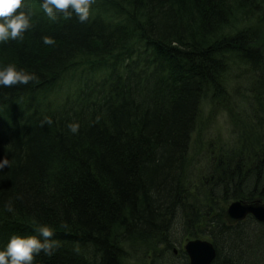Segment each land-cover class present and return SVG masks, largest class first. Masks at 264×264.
Returning a JSON list of instances; mask_svg holds the SVG:
<instances>
[{
    "label": "trees",
    "instance_id": "1",
    "mask_svg": "<svg viewBox=\"0 0 264 264\" xmlns=\"http://www.w3.org/2000/svg\"><path fill=\"white\" fill-rule=\"evenodd\" d=\"M41 3L24 0L32 27L0 43V70L37 78L0 86V250L47 226L58 246L33 264H158L175 229L207 237L211 264H264V223L223 219L232 200L264 199L253 176L258 164L264 179V142L254 166L211 162L198 188L186 170L201 165L190 150L204 103L264 117V0H96L84 23L53 22Z\"/></svg>",
    "mask_w": 264,
    "mask_h": 264
},
{
    "label": "rangeland",
    "instance_id": "2",
    "mask_svg": "<svg viewBox=\"0 0 264 264\" xmlns=\"http://www.w3.org/2000/svg\"><path fill=\"white\" fill-rule=\"evenodd\" d=\"M231 69H234V74L236 78L238 76V73L239 75H242L245 73V70L240 68L237 62H233V61L230 62V70ZM247 83H248L247 80H245V82H242L243 85ZM243 85L238 84V87L243 86ZM228 91L231 92L230 88H228ZM230 98L231 97H229V99ZM234 103L235 102L226 103L225 105L228 107H226L225 105L213 106L209 102H206L203 105L204 109L201 111V116L203 119V126L202 125L200 126L199 135L196 138H194L196 143L194 144V146L192 145V149L190 150L191 151L190 156H192L193 153L199 156L198 158L201 161L200 166L203 168L202 170L203 173L200 172V166L197 164L198 161L195 164L193 163L192 166L188 165L186 167V170L188 171V175H190V177H193L192 182L195 181L197 183L196 188L199 187L198 181H201L202 183H206L210 180L209 179L210 177L208 174H210L211 162L213 163V165L214 164L216 165V163L218 162L223 163V161L226 160L228 161L227 162L228 164H231L228 167L230 168V172L232 171L234 173V171H238V165L241 166L243 164V160H246L247 163H249L248 166L250 167V166H254L256 160L259 161L264 155V150L262 151L263 155L260 154L259 156H256V152H255L260 146V144L264 142V125L259 126V124L264 123V117L260 119L258 122L251 121V120H245V119L238 120V114H241V113H240V110H237V108L239 107L242 108V104L237 103L236 108L233 109ZM249 107L251 108L250 105ZM250 108L245 109V111L250 110ZM218 147H222L224 152L222 153L216 152L217 150L216 148ZM237 151L240 152L241 156L244 158L232 160V159H228L224 157L227 155H229L230 157L233 155L232 157H234L238 155ZM241 167L244 168L243 166ZM255 167H256L255 171L253 172L255 174H253V176L256 178V180L262 179L261 183L259 184V187H260L261 185H263V180H264L262 170H261L262 168L260 169L258 164L255 165ZM205 178L207 181L205 180ZM214 179H216V177ZM249 179H250V183L247 182L249 184L248 188L254 186V183H255L254 182L255 179L252 176ZM229 188L227 189L229 190ZM215 192L217 193L218 191L215 190ZM259 200H261L260 202L264 201V199H254L252 203L255 201H259ZM234 202L235 200L230 201L229 204H232ZM226 206L225 208H227ZM223 219H224V222L227 224V221L224 218V214H223ZM238 223H240V221ZM230 226H234V225H230ZM171 234H172L171 236H173L174 239L179 240L180 245L178 243L174 244V252H173L174 255H170V257L164 256V258H162L163 261L161 264H184L183 258H180V253H181V248L185 244L191 241H196V240L209 241L208 238L204 236H194L193 238L185 239L183 237L182 232L175 230V229L172 230ZM225 250H226V253L224 256L231 255L229 246L223 247L221 252H224ZM223 258H227V257H223ZM234 259L236 260V257ZM234 259L232 261H234ZM170 261H172L173 263Z\"/></svg>",
    "mask_w": 264,
    "mask_h": 264
},
{
    "label": "clouds",
    "instance_id": "3",
    "mask_svg": "<svg viewBox=\"0 0 264 264\" xmlns=\"http://www.w3.org/2000/svg\"><path fill=\"white\" fill-rule=\"evenodd\" d=\"M96 0H42L40 7L46 16L55 22L59 15L65 19L71 18L73 14L78 17L79 22L88 21L90 10ZM24 0H0V43L9 40H23L24 33L32 27L30 14L23 11ZM45 45H51L54 41L49 37H43ZM34 74L24 70H17L14 65H8L0 70V86L13 87L17 84H28L36 80ZM45 123L51 124L50 118H45ZM69 130L75 134L79 130L78 124L68 125ZM9 167L8 159L0 161V170ZM8 211H12L11 205H6ZM39 235L22 238L12 236L6 247L0 250V264H33L34 257L43 252L45 255L54 254L58 246L52 241L53 231L47 226L38 228Z\"/></svg>",
    "mask_w": 264,
    "mask_h": 264
},
{
    "label": "water",
    "instance_id": "4",
    "mask_svg": "<svg viewBox=\"0 0 264 264\" xmlns=\"http://www.w3.org/2000/svg\"><path fill=\"white\" fill-rule=\"evenodd\" d=\"M260 201L261 200L252 203L240 200L229 204L224 213L225 220L228 224L235 222L233 216L234 213L236 214L238 211V222L244 220L249 214H251L250 216L253 215L256 221L264 223V201ZM242 214L246 215L243 217ZM184 249L189 257L190 264H211L216 254L212 243L206 240L188 242L184 246Z\"/></svg>",
    "mask_w": 264,
    "mask_h": 264
},
{
    "label": "bare ground",
    "instance_id": "5",
    "mask_svg": "<svg viewBox=\"0 0 264 264\" xmlns=\"http://www.w3.org/2000/svg\"><path fill=\"white\" fill-rule=\"evenodd\" d=\"M202 126H203V124H202ZM221 148L222 147H220L219 148V150H221ZM218 149V148H217ZM223 150V149H222ZM223 152H224V150H223ZM210 168H212V169H214V171H215V166H211L210 165ZM188 176H190V175H188ZM233 201V200H232ZM235 201H238V200H235ZM229 204V203H228ZM228 206V205H227ZM226 206V207H227ZM227 210V208H224V210H223V214L225 213V211ZM238 210V209H237ZM236 210V211H237ZM229 211V210H228ZM233 213V212H232ZM246 214H242V216L244 217ZM251 214H249L246 218H249V217H252L253 218V220H255V218L253 217V215L252 216H250ZM245 218V219H246ZM244 219V220H245ZM233 220H235V222H233L232 224H228V225H238V211H237V213L235 214L234 213V216H233ZM244 220H241V221H244ZM240 221V222H241ZM186 245V244H185ZM184 245V246H185ZM184 246L181 248V253H180V258H183V261H184V264H190V262H189V257H188V255H187V253H186V251H185V249H184ZM161 250H162V248H161ZM168 256V255H167ZM170 257V256H169ZM215 257H216V254H215ZM162 258H164V257H162ZM162 258H159V262H158V264H161L162 263ZM215 259V258H214ZM173 263V262H172Z\"/></svg>",
    "mask_w": 264,
    "mask_h": 264
}]
</instances>
